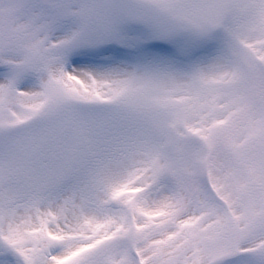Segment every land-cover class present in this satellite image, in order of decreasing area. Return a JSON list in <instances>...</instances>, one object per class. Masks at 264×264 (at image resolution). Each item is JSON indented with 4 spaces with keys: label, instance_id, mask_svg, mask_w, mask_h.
<instances>
[{
    "label": "snow or ice",
    "instance_id": "6c2138e0",
    "mask_svg": "<svg viewBox=\"0 0 264 264\" xmlns=\"http://www.w3.org/2000/svg\"><path fill=\"white\" fill-rule=\"evenodd\" d=\"M0 264H264V0H0Z\"/></svg>",
    "mask_w": 264,
    "mask_h": 264
}]
</instances>
